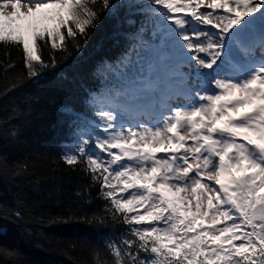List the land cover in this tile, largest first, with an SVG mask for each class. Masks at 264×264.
Returning a JSON list of instances; mask_svg holds the SVG:
<instances>
[{
  "label": "snow or ice",
  "instance_id": "1",
  "mask_svg": "<svg viewBox=\"0 0 264 264\" xmlns=\"http://www.w3.org/2000/svg\"><path fill=\"white\" fill-rule=\"evenodd\" d=\"M121 9L149 18L115 64L118 86L106 103L87 92L91 117L61 106L74 135L61 159L83 165L105 201L89 223L125 228L96 264H264V0H0V44L20 50L27 79L38 80L57 65L40 41L64 54L71 39L79 51L102 16L119 20ZM37 13L51 25L33 23ZM234 49L244 63L226 59ZM146 50L169 62L174 84L167 107L147 113ZM10 216L21 213L0 219Z\"/></svg>",
  "mask_w": 264,
  "mask_h": 264
},
{
  "label": "trees",
  "instance_id": "2",
  "mask_svg": "<svg viewBox=\"0 0 264 264\" xmlns=\"http://www.w3.org/2000/svg\"><path fill=\"white\" fill-rule=\"evenodd\" d=\"M135 2L140 8L149 6V0ZM148 18L147 12L124 9L119 20L105 13L79 51L71 39L65 41L69 52L64 54L40 41L45 60L52 52L57 65L38 80L27 79L20 50L0 44V216L21 213L19 219H0V245L19 252L8 257L0 251V264H96L110 258L106 244L118 240L125 228L89 223L104 215L105 201L83 165L73 168L61 159L74 141L72 118L61 106L71 105L91 117L94 109L85 103L87 92L107 102L120 81L115 64L134 46L139 25ZM142 56L146 72L152 64L154 83L159 62L153 63L147 50ZM10 63L15 68L5 71ZM14 83L17 87L5 95Z\"/></svg>",
  "mask_w": 264,
  "mask_h": 264
},
{
  "label": "bare ground",
  "instance_id": "3",
  "mask_svg": "<svg viewBox=\"0 0 264 264\" xmlns=\"http://www.w3.org/2000/svg\"><path fill=\"white\" fill-rule=\"evenodd\" d=\"M182 71H188L187 68H183L181 69ZM171 72H172V69L171 67H169V70H168V73H167V79L164 78V76L161 75V78L163 79V84L164 85H160L159 88H157V95L158 97L156 96H153V97H156L162 104H164L161 100H166V102H168V95L170 94V92L172 91L173 87H174V84L172 82V76H171ZM160 76V75H159ZM159 81L161 80L160 78L158 79ZM162 96V98L160 99V97ZM153 103V99L152 98H148V102L147 104H142L141 106H143L145 108V111L146 112H155L156 110H163L164 108H158V107H153L152 109V106L151 105ZM142 107V108H143ZM141 108V109H142Z\"/></svg>",
  "mask_w": 264,
  "mask_h": 264
},
{
  "label": "rangeland",
  "instance_id": "4",
  "mask_svg": "<svg viewBox=\"0 0 264 264\" xmlns=\"http://www.w3.org/2000/svg\"><path fill=\"white\" fill-rule=\"evenodd\" d=\"M202 10H207V9H202ZM217 11L218 12H222L223 10L222 9H218ZM43 15H44L43 13H37L35 18H30V19H31V21L33 23H36V24H38L40 26H43V24H48L50 26L52 22L44 20L43 19ZM29 22H30L29 20H22V21H18L17 23H19V24L24 26V28L22 29L23 31H27L28 30L27 26H28ZM212 31H216V30L212 29ZM234 52H237L239 54V57H241V58L244 56V53L242 51H240V50L234 49L232 53H234ZM244 58H245V56H244ZM243 60H245V59H243ZM163 69H164V64L163 63L161 65H158V72L159 73H162ZM156 77H158V74H156ZM154 88H155L154 96L158 97L157 92H156V89H157V80L156 79L154 80ZM161 98H162V96L160 97V99ZM145 100H146V98L144 99V101Z\"/></svg>",
  "mask_w": 264,
  "mask_h": 264
},
{
  "label": "flooded vegetation",
  "instance_id": "5",
  "mask_svg": "<svg viewBox=\"0 0 264 264\" xmlns=\"http://www.w3.org/2000/svg\"><path fill=\"white\" fill-rule=\"evenodd\" d=\"M231 58H234L236 60H239L240 57L236 53H233L232 56H231ZM241 63H243V62L241 61Z\"/></svg>",
  "mask_w": 264,
  "mask_h": 264
}]
</instances>
